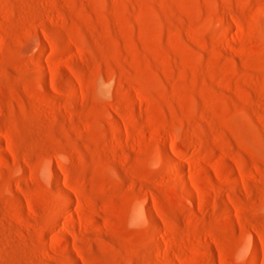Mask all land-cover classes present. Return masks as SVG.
Returning <instances> with one entry per match:
<instances>
[{
    "label": "rangeland",
    "instance_id": "rangeland-1",
    "mask_svg": "<svg viewBox=\"0 0 264 264\" xmlns=\"http://www.w3.org/2000/svg\"><path fill=\"white\" fill-rule=\"evenodd\" d=\"M0 264H264V0H0Z\"/></svg>",
    "mask_w": 264,
    "mask_h": 264
}]
</instances>
